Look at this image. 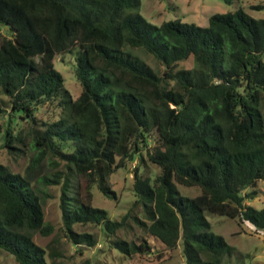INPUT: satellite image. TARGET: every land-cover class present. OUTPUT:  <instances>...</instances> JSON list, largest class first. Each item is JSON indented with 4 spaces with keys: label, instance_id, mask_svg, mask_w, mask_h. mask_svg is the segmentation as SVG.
I'll return each instance as SVG.
<instances>
[{
    "label": "trees",
    "instance_id": "1",
    "mask_svg": "<svg viewBox=\"0 0 264 264\" xmlns=\"http://www.w3.org/2000/svg\"><path fill=\"white\" fill-rule=\"evenodd\" d=\"M136 5L0 0V113L7 112L0 146L8 155L23 153L19 145L32 151L23 173L0 163V249L18 264H47L32 239L51 230L44 195L31 180L42 163L50 173L35 181L58 186L61 230L73 244L93 246L91 234L72 228L93 224L127 259L157 246L145 264H165L163 255L180 240L184 264H220L234 248L209 230L205 213L264 229V206L244 203L264 183V18L238 7L208 15L204 26L179 19L154 25L125 11ZM74 48L79 92L72 98L53 60ZM125 48L141 49L162 70ZM187 61L191 67L179 66ZM42 110L57 114L39 119ZM14 118L25 128L15 131ZM143 154L159 168L153 180L138 173ZM134 158V199L111 220L91 205L90 190L115 199L110 175ZM176 184L199 192L182 196ZM131 223L140 230L136 240L116 235Z\"/></svg>",
    "mask_w": 264,
    "mask_h": 264
},
{
    "label": "rangeland",
    "instance_id": "2",
    "mask_svg": "<svg viewBox=\"0 0 264 264\" xmlns=\"http://www.w3.org/2000/svg\"><path fill=\"white\" fill-rule=\"evenodd\" d=\"M254 5H264V0H233L231 3H224L222 0H138V5L127 8V13H138L151 24L159 25L162 21L179 19L182 22H194L197 25H206L208 15L212 13H223L232 11L240 7L249 16L253 18H264V8L252 9ZM3 29L0 27V32ZM129 53L137 56L147 65L156 71H161L162 67L149 55L138 48H125ZM76 48L70 52L56 56L53 60L54 68L61 74L64 87L69 91L72 98H75L79 92V85L73 74V57ZM264 63V53L261 55ZM180 67H191L192 62H181ZM2 99L6 97L0 94ZM7 110V109H6ZM57 112H47L43 110L36 113L39 119H52ZM7 112L0 113V144L2 142L1 134L6 124ZM25 128L19 119L14 118L11 127L16 131L20 127ZM23 153L8 155L0 146V163L6 165L13 172L23 173L29 158L32 155L28 146H20ZM139 162L138 159L127 162L125 167L116 169L110 175V183L115 192V199L103 196L95 186L91 188V205L102 208L106 211L107 217L111 220H119L131 205L134 195L131 190L133 166L138 164V173L141 176H148L153 180L159 172V168L145 160ZM49 169L45 164H40L32 172L31 180L33 186L40 190L44 195L42 201L43 219L51 230L44 236L38 232L32 233L33 241L45 250V260L47 264H82L87 261L88 264H103L110 262L114 264L143 263L156 253L160 247L154 246L153 252L142 256H134L127 259L120 255L115 249H110L105 242L101 228L93 224H74L73 231L77 233H89L95 239V244L91 247L85 245L73 244L69 242L61 230V222L58 209V186L42 185L36 182V176L49 174ZM178 193L182 196L193 197L198 192V187H185L176 184ZM257 195L252 200H245L244 203L254 207L264 206V183L258 182L256 187ZM248 189L244 190L246 192ZM205 218L209 223V230L215 234L221 235L225 242L234 248L233 253L227 257L224 256L220 264H264V229L255 230L247 222L238 223L236 219H230L222 215L205 213ZM140 230L131 223V227L126 230H118L116 235L127 240H136ZM165 264H184L181 255V241L178 240L176 248L163 255ZM0 264H18L13 256L0 249Z\"/></svg>",
    "mask_w": 264,
    "mask_h": 264
}]
</instances>
